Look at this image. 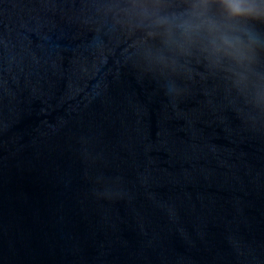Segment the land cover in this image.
Segmentation results:
<instances>
[{"label":"water","instance_id":"water-1","mask_svg":"<svg viewBox=\"0 0 264 264\" xmlns=\"http://www.w3.org/2000/svg\"><path fill=\"white\" fill-rule=\"evenodd\" d=\"M101 2L0 0V264H264V118Z\"/></svg>","mask_w":264,"mask_h":264},{"label":"clouds","instance_id":"clouds-1","mask_svg":"<svg viewBox=\"0 0 264 264\" xmlns=\"http://www.w3.org/2000/svg\"><path fill=\"white\" fill-rule=\"evenodd\" d=\"M137 66L163 77H219L264 118V0H103L94 5Z\"/></svg>","mask_w":264,"mask_h":264}]
</instances>
